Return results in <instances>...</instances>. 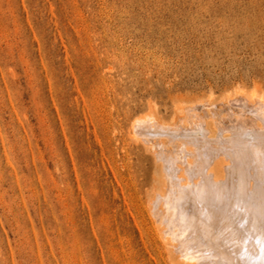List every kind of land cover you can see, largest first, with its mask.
<instances>
[{
  "label": "rangeland",
  "instance_id": "1",
  "mask_svg": "<svg viewBox=\"0 0 264 264\" xmlns=\"http://www.w3.org/2000/svg\"><path fill=\"white\" fill-rule=\"evenodd\" d=\"M240 90L264 94V0H0V264H187L152 230L163 163L128 135Z\"/></svg>",
  "mask_w": 264,
  "mask_h": 264
},
{
  "label": "bare ground",
  "instance_id": "2",
  "mask_svg": "<svg viewBox=\"0 0 264 264\" xmlns=\"http://www.w3.org/2000/svg\"><path fill=\"white\" fill-rule=\"evenodd\" d=\"M226 100L225 116L207 104L212 122L194 110L181 117L183 109L168 124L154 110L128 135L150 144L163 163L166 191L150 202L152 230L187 264H264V94L240 90Z\"/></svg>",
  "mask_w": 264,
  "mask_h": 264
}]
</instances>
